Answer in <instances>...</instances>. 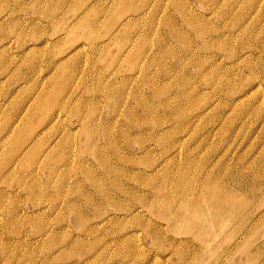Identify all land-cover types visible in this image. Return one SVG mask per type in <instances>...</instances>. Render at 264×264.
Returning <instances> with one entry per match:
<instances>
[{"label": "rangeland", "instance_id": "obj_1", "mask_svg": "<svg viewBox=\"0 0 264 264\" xmlns=\"http://www.w3.org/2000/svg\"><path fill=\"white\" fill-rule=\"evenodd\" d=\"M0 264H264V0H0Z\"/></svg>", "mask_w": 264, "mask_h": 264}]
</instances>
